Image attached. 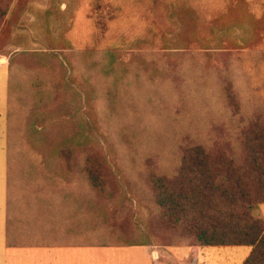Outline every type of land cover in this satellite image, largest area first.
I'll return each mask as SVG.
<instances>
[{"label":"rangeland","instance_id":"rangeland-1","mask_svg":"<svg viewBox=\"0 0 264 264\" xmlns=\"http://www.w3.org/2000/svg\"><path fill=\"white\" fill-rule=\"evenodd\" d=\"M22 50L50 53L62 65L61 98L36 126L78 116L74 128L81 132L73 139L89 142L110 169L103 167L104 175L113 178L114 196L107 201L103 193L92 202L89 264L243 263L249 246L156 245L139 199L149 203L154 175L176 173L180 152L197 137L207 139L212 150L237 142L230 99L241 114H249L251 102L261 107L264 0H14L0 27V58ZM104 52L116 59L110 79L123 81L138 70L141 81H124L125 93H112L108 82L98 84L107 77L92 67ZM82 60L90 79L75 68ZM6 85L7 68L0 65L3 113ZM56 160L66 171L58 176L59 185L74 186L71 150H61ZM257 211L264 218V204ZM67 224L58 216L45 217L37 225L38 237L41 242L87 240L52 233Z\"/></svg>","mask_w":264,"mask_h":264},{"label":"trees","instance_id":"trees-1","mask_svg":"<svg viewBox=\"0 0 264 264\" xmlns=\"http://www.w3.org/2000/svg\"><path fill=\"white\" fill-rule=\"evenodd\" d=\"M13 2L0 0V27ZM102 55L92 67L107 77L98 84L108 82L115 89L112 93H125L128 88L123 87L124 81H141L138 70L131 71L130 76L122 78L123 81L110 79L108 75L116 72V59L112 52L99 56ZM84 62L75 64V68L81 71L83 78L90 79ZM60 64L59 58L47 52L22 51L11 58L8 143L12 147L15 143L38 147L36 152L41 157L37 158L41 160L43 172L57 178L66 175V171L58 168L54 153L71 150L73 173H67V176L70 174L72 179L69 181L74 180L75 185L73 189L70 184L69 187L60 185L57 196L52 198L53 208L48 206V213L43 215L55 218L57 213L60 220L68 221L66 227L52 233L86 237L87 240L82 242L91 245L92 202L103 193H107L109 201L116 191L110 187L113 178L103 173V167L106 171L110 169L103 164V159L92 153L89 142L73 139L75 133L81 132L74 128L76 123L80 124L78 116L57 118L41 128L36 127L41 116L61 98L63 77ZM83 90L90 109L89 91L86 87ZM227 96L233 97L231 93ZM119 98L123 97L115 99ZM230 101L234 103L235 114L231 107L229 113H233L232 122L237 125L234 130L237 142L233 145L218 144L212 150L207 139L197 137L196 143L185 145L180 152L176 173L154 175L149 203L140 199L139 203L147 208L146 230L156 245L249 246L250 252L242 264H264V218L257 211L258 205L264 204V102L261 107L251 102L253 109L245 115L241 114V106L234 99ZM117 134H114L115 139ZM30 152V149L26 150L28 156ZM133 242L130 241L129 245L145 244ZM60 243L81 242L68 240Z\"/></svg>","mask_w":264,"mask_h":264},{"label":"crops","instance_id":"crops-1","mask_svg":"<svg viewBox=\"0 0 264 264\" xmlns=\"http://www.w3.org/2000/svg\"><path fill=\"white\" fill-rule=\"evenodd\" d=\"M22 51L0 58V65L7 68L5 111L0 112V264H89L91 256L85 253L89 243L41 242L37 225L43 224L47 207L53 208L59 181L43 172L38 147L8 143L10 60ZM27 149L31 150L29 156ZM152 258L157 259L158 254Z\"/></svg>","mask_w":264,"mask_h":264},{"label":"built area","instance_id":"built-area-1","mask_svg":"<svg viewBox=\"0 0 264 264\" xmlns=\"http://www.w3.org/2000/svg\"><path fill=\"white\" fill-rule=\"evenodd\" d=\"M153 254H154V256H157V253L156 252H154Z\"/></svg>","mask_w":264,"mask_h":264}]
</instances>
